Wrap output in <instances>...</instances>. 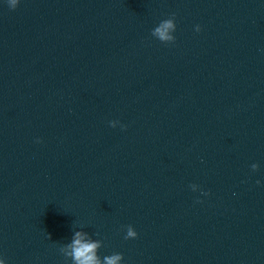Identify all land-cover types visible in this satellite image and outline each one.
I'll list each match as a JSON object with an SVG mask.
<instances>
[{"label": "water", "instance_id": "1", "mask_svg": "<svg viewBox=\"0 0 264 264\" xmlns=\"http://www.w3.org/2000/svg\"><path fill=\"white\" fill-rule=\"evenodd\" d=\"M76 233L264 264V0H0V262L77 264Z\"/></svg>", "mask_w": 264, "mask_h": 264}, {"label": "clouds", "instance_id": "2", "mask_svg": "<svg viewBox=\"0 0 264 264\" xmlns=\"http://www.w3.org/2000/svg\"><path fill=\"white\" fill-rule=\"evenodd\" d=\"M7 3L12 9H15L19 3V0H7ZM175 28L176 25L172 20H166L154 30L153 34L158 35L161 40H175V37L168 34L169 29L175 30ZM196 31H200L199 25L196 26ZM257 183H259V181H257ZM80 235V233H76L77 238L71 245L72 252L70 254L73 256L74 260L77 262V264H100L95 251L98 247V243L84 242L80 239ZM137 235V232L130 226L125 239L135 238ZM122 256V253L105 256V264H117ZM0 264H2V262H0Z\"/></svg>", "mask_w": 264, "mask_h": 264}]
</instances>
